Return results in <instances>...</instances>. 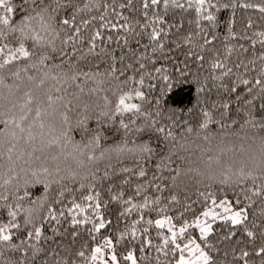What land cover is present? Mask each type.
Masks as SVG:
<instances>
[{"label":"snow or ice","instance_id":"snow-or-ice-1","mask_svg":"<svg viewBox=\"0 0 264 264\" xmlns=\"http://www.w3.org/2000/svg\"><path fill=\"white\" fill-rule=\"evenodd\" d=\"M236 7L0 0V264H264V31L238 35L232 18L221 40L218 14ZM240 7L264 14V0ZM186 84L195 107H165ZM55 115L58 126L48 122ZM240 132L248 147L225 160L224 137ZM111 134L119 140L108 145ZM217 137L203 169L178 163L198 140L212 152ZM69 157L75 167H62ZM190 173L202 185L195 201L180 191ZM89 225L94 246L63 245Z\"/></svg>","mask_w":264,"mask_h":264},{"label":"trees","instance_id":"trees-1","mask_svg":"<svg viewBox=\"0 0 264 264\" xmlns=\"http://www.w3.org/2000/svg\"><path fill=\"white\" fill-rule=\"evenodd\" d=\"M17 3H19V0H16ZM224 2L231 3L232 0H224ZM235 3L237 7L233 10L232 8L228 9H222L221 12L218 14V19L220 21L219 27L217 29V33L220 37L221 40H223V37L227 34V27H228V22L230 19L234 18L235 20V25L233 30L238 34V35H248L251 36L253 32L256 31H264V14H261L258 9L256 8H243L240 7L241 4L244 3H251V4H260L262 3V0H235ZM251 21L253 27L251 29L247 28L248 22ZM187 26V25H186ZM232 44H243L247 48H251V45L248 41L246 40H239V41H231ZM219 46V42H218ZM257 49H259V45L257 44ZM172 56L176 60H183L184 55L183 52L179 49H176L173 51ZM235 58V57H234ZM154 96L159 95V91H154L153 92ZM196 92H195V86L194 85H184L181 88H175L173 89L172 92L168 93L167 95L164 96V101H165V107L167 108H178V109H187L189 107H195L196 105ZM93 99H96L93 97ZM216 99V93L215 90L213 89L210 96L208 97V102L211 103L213 100ZM102 102V101H101ZM72 117V123H75V113H70L69 114ZM60 117L59 115H55L54 117L49 118L48 122L49 123H55L57 126L59 125ZM92 126H95L94 121L91 122ZM215 130V129H214ZM72 137L75 140L80 139V133L79 131H72L71 133ZM244 133L240 132L239 136H232L231 133L226 135L224 137V142L220 147H223L225 149H232L231 152H227L226 155L224 156L225 160H228L229 157L239 159L241 156V144H243V147L246 149L248 147L249 142L243 139ZM195 139V137H193ZM119 136L118 134H111L106 140V143L108 145H111L115 142H118ZM220 144L219 137L217 139L213 140L212 142V152H201V149H207L209 147L206 142L203 140H198L195 144H190L189 145V151L183 153V155L187 158L186 162L185 161H178L179 164H181L185 170L188 167H193V168H204V161L207 160L209 155H216L218 148L217 145ZM199 145V147H197ZM68 151H71L69 148ZM56 153L59 152V149L55 150ZM37 155H40L37 153ZM47 155V154H45ZM42 161H36L32 164L33 169H39L41 166ZM0 164H4V168L0 169V172H7V156L6 154L3 157H0ZM61 165L64 167L65 165H70L72 167H75L74 161L69 157L67 161H64L63 158H61ZM195 174L190 173L188 176H182L181 180L183 183L181 184V195L183 198V195L186 193L188 197L191 198V200L195 201L197 200V189L202 190V185H198L196 183V179H194ZM186 185V187H185ZM72 187H77L78 185H71ZM219 186L214 185L213 190H216ZM43 192V186L42 185H34L32 187V193L33 196H39ZM166 194V193H165ZM67 195V194H66ZM229 195L231 193L229 192ZM72 199L71 195H67V200L65 203H68ZM27 206V204L25 205ZM197 208H199V205H196ZM154 215V214H153ZM107 216L109 219H113L115 221V205H110L109 207V212L107 213ZM64 228H67L69 232H71V228L69 224L65 223ZM90 227L85 226V229H81V234L78 238H76L75 242L73 243V238L70 235H66L65 237L62 238V243L65 246H70L72 249L79 250L82 244H87L89 246H94L95 242L91 240V237L89 236L88 232L86 231V228ZM115 224L113 225V229L115 228ZM119 227H123V222L120 223ZM217 231H222L224 229L221 228L220 224L218 223L215 225ZM45 230L48 235H51V227L48 225H45ZM110 234V229H105L102 230L101 235H108ZM153 236H155V230H153ZM237 239H241V237H237ZM156 241H154L155 243ZM243 246V245H240ZM137 255H140L139 252H137ZM154 255V253H153ZM147 264V262H145Z\"/></svg>","mask_w":264,"mask_h":264}]
</instances>
